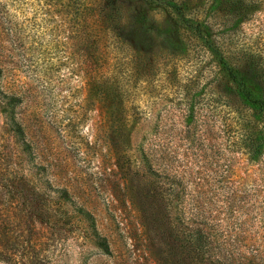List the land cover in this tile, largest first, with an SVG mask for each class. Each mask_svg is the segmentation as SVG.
I'll return each instance as SVG.
<instances>
[{"label": "rangeland", "instance_id": "374dc122", "mask_svg": "<svg viewBox=\"0 0 264 264\" xmlns=\"http://www.w3.org/2000/svg\"><path fill=\"white\" fill-rule=\"evenodd\" d=\"M93 1L96 41L69 0H0V264H264V148L206 44L168 8ZM178 1L264 66V1L228 32Z\"/></svg>", "mask_w": 264, "mask_h": 264}, {"label": "trees", "instance_id": "16d2710c", "mask_svg": "<svg viewBox=\"0 0 264 264\" xmlns=\"http://www.w3.org/2000/svg\"><path fill=\"white\" fill-rule=\"evenodd\" d=\"M74 15L81 18L85 36H93L95 41L109 35L111 28L106 22L89 18L100 16L109 20L112 15L103 8L93 7V0H69ZM142 3H153L162 8L170 9L179 20L181 27L188 29L203 40L219 70L225 79L221 82L222 94L233 98L237 105V123L240 130V143L249 158L257 157L264 148V66L253 56L245 60H232L221 43L217 41L212 27L191 16H185L176 0H140ZM264 0H210L209 12H223L224 26L222 32L234 30L253 13L261 9ZM182 5V4H181ZM100 7V5H99ZM97 9V11H96ZM91 16V17H90Z\"/></svg>", "mask_w": 264, "mask_h": 264}]
</instances>
